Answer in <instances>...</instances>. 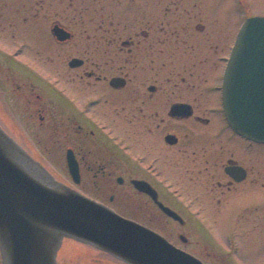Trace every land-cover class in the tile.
<instances>
[{"label": "flooded vegetation", "instance_id": "1", "mask_svg": "<svg viewBox=\"0 0 264 264\" xmlns=\"http://www.w3.org/2000/svg\"><path fill=\"white\" fill-rule=\"evenodd\" d=\"M96 1L0 0V126L57 180L204 264H251L252 249L264 264V142L235 132L221 98L233 20L201 0H128L116 19L99 0L97 25L77 20ZM55 262L130 264L69 237Z\"/></svg>", "mask_w": 264, "mask_h": 264}, {"label": "water", "instance_id": "2", "mask_svg": "<svg viewBox=\"0 0 264 264\" xmlns=\"http://www.w3.org/2000/svg\"><path fill=\"white\" fill-rule=\"evenodd\" d=\"M54 33L59 35L57 30ZM221 98L235 132L264 142V15L242 22L224 68ZM67 162L72 164L69 154ZM163 210L179 218L173 210ZM65 237L92 244L130 264H204L156 231L57 180L0 126L4 264H56Z\"/></svg>", "mask_w": 264, "mask_h": 264}, {"label": "rangeland", "instance_id": "3", "mask_svg": "<svg viewBox=\"0 0 264 264\" xmlns=\"http://www.w3.org/2000/svg\"><path fill=\"white\" fill-rule=\"evenodd\" d=\"M113 2H115V5L113 6ZM202 6L200 10L203 12H210V15L216 17L219 16V19L223 21L224 25L228 24V20H233L234 23V30L236 31L241 23V21L249 15H264V0H201ZM235 2V4H234ZM102 3L105 6L106 11L111 14V17H114L115 19L120 15L122 9H126L130 6V3L128 0H124L123 3L119 6L116 5L115 0H102ZM101 1H96L93 3V10L91 12H87L83 15V17L77 16V20L81 18H85V23L89 22L92 25H97L100 21L99 12L101 10ZM129 5V6H128ZM130 11H132L129 8ZM217 12V13H216ZM130 13V12H129ZM218 14V15H217ZM218 18V17H217ZM114 21L116 22V20ZM217 23V22H216ZM221 23V25H223ZM231 35H232V29L230 31V38L228 42L231 41ZM9 40H11L8 37ZM227 48V47H226ZM226 48L213 55V60H218L217 57L221 54H225L227 52ZM61 180H65L66 182L69 180V177L67 175L59 177ZM189 238H193L192 236H188ZM251 248H254L253 246ZM252 249L250 252V259L252 261L251 264H255L254 256L255 253ZM245 264H249V262H245ZM260 264V263H256Z\"/></svg>", "mask_w": 264, "mask_h": 264}]
</instances>
